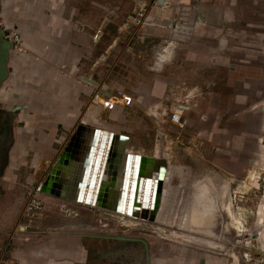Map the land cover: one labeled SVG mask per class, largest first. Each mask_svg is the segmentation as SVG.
<instances>
[{
    "label": "crops",
    "instance_id": "0c3cea01",
    "mask_svg": "<svg viewBox=\"0 0 264 264\" xmlns=\"http://www.w3.org/2000/svg\"><path fill=\"white\" fill-rule=\"evenodd\" d=\"M148 2L152 23L139 27L130 17L138 0H1L0 28L20 32L28 51L10 52L9 74L0 86L4 109L25 106L15 112L7 167L0 169V264H90L95 252L94 239L86 236L94 228L90 223L109 213L129 217L97 207V201L82 204L42 192V216L23 228L28 188L42 183L80 124L113 136V166L106 153L98 169H104L107 188L102 204L114 206L118 199L125 154L164 158L169 181L178 176L184 187L200 176L205 200L200 206L209 214L201 236L207 248L190 264H226L218 250L223 247L219 188L225 175L237 180L253 174L250 163L264 160V0ZM191 18L189 39H179L170 24ZM160 40L167 42L162 53ZM117 90L131 95L133 103L105 110L100 97ZM177 108L183 128L169 121ZM91 142L92 135L82 138L78 164L96 157L100 140L93 154ZM153 166L139 170L142 177L154 172ZM258 184L249 180L246 189ZM66 204L74 210L66 214L69 219L60 211ZM258 207L252 223L256 251L264 255V199ZM133 221H140L142 231L160 229L161 210L152 224Z\"/></svg>",
    "mask_w": 264,
    "mask_h": 264
},
{
    "label": "rangeland",
    "instance_id": "374dc122",
    "mask_svg": "<svg viewBox=\"0 0 264 264\" xmlns=\"http://www.w3.org/2000/svg\"><path fill=\"white\" fill-rule=\"evenodd\" d=\"M177 35V34H176ZM167 45V42L160 40L159 41V49L160 53H162V49ZM7 89L5 88V91ZM4 102H0V108L4 106ZM2 113V112H1ZM6 116L4 114H0V169L2 170V154L1 147L5 136V124H6ZM175 131L168 130L170 135L176 134ZM173 136V135H172ZM256 162L250 163L251 170L255 169V173L242 176L236 180L235 177L230 175L224 176V181L222 183V187L220 186L219 190L223 197L220 201V206L217 209L218 216L221 222L220 231L223 241V247H218L220 251V256L224 258V262L226 264H232L234 261L244 262V264H264V260L261 258L260 254H256L255 251L258 250L256 248L255 243V233L252 220L254 216H256V212L258 210V206L261 203V200L264 199V174L261 171L264 168V160H255ZM226 164V162H225ZM7 167V165H6ZM225 167H231V164L225 165ZM256 178L259 184L256 189L250 188L246 189L248 186V181ZM23 177L17 178V185L23 183ZM200 176H193V178L187 183L184 187L179 181L178 176H175L173 180L168 181L164 187H166L167 195L163 201V207L161 209V217L162 221L159 224V232L146 230L141 231L139 227L131 225L129 222V226L117 227L115 229V233L110 232V226H103L104 222H112V224H119L120 219L116 218V216L106 215L105 218L101 220V222L93 223L89 226H93V229L87 230L90 234L97 235H127L131 237H138L136 234H144L143 238L147 241L149 247V256L150 262L152 264H190L199 262V257L205 252L204 248H207L203 245V241L201 240V236L206 231L205 227L208 222H205V218L208 217V213L206 214L205 209L203 213V208L200 206L201 202L198 201L200 193L203 190V183L201 181ZM187 182V181H185ZM239 184H244L243 187H238ZM23 187V185L19 186ZM163 187V188H164ZM178 188V189H177ZM215 188V187H214ZM175 190V192H174ZM182 190V192H181ZM254 190V192H252ZM3 192L2 185H0V194ZM214 192V191H213ZM176 193V194H175ZM188 193V194H187ZM189 195V196H188ZM212 193L208 195L209 199L211 198ZM186 199V200H185ZM188 200V201H187ZM197 200V201H196ZM202 200V199H201ZM198 205H194V203ZM84 203V202H83ZM85 204V203H84ZM186 204H188L186 206ZM190 205V206H189ZM203 205V204H202ZM186 206V207H185ZM44 207V205H43ZM170 209H168V208ZM195 207V208H194ZM190 210H189V209ZM196 211L194 213H199L198 221L202 220L201 226L199 229L197 225H193L192 228H188V221L191 215V211ZM200 211L198 212V210ZM213 210L216 209L212 206ZM164 209V210H163ZM197 209V210H196ZM177 210V211H175ZM202 210V212H201ZM62 214H64V218L69 219L74 210H72V206L66 204L60 208ZM188 211V212H187ZM176 212V213H175ZM193 213V214H194ZM263 213V212H262ZM261 213V214H262ZM206 214V215H205ZM182 215H185V221L183 222V226L177 224L178 219H180ZM164 216V217H163ZM167 216V218H166ZM176 216V217H175ZM86 221H89L88 218H85ZM167 219V220H165ZM174 220L172 223L171 220ZM166 221V222H165ZM205 223H204V222ZM261 222H264V218H261ZM89 223V222H87ZM204 223V224H203ZM233 223V224H232ZM243 225H242V224ZM141 224V223H140ZM35 226V225H34ZM34 226H32L34 228ZM163 228V230H162ZM195 228V229H194ZM178 231V232H176ZM181 234V235H180ZM183 234V235H182ZM215 235V231L213 233ZM87 238V237H85ZM94 239V255L91 257L90 264H132L135 261L138 264L142 263V247L141 242H118L115 240L107 239V238H99V237H90ZM131 247L139 248L136 251H131ZM124 250H129L132 256H124V254L120 253ZM216 250V249H212ZM250 250L251 256L250 259H245L242 256V252ZM237 252H241L240 257L237 259ZM236 256V257H235ZM93 258V259H92ZM137 259V260H136ZM240 259V261H239ZM132 262V263H130Z\"/></svg>",
    "mask_w": 264,
    "mask_h": 264
},
{
    "label": "water",
    "instance_id": "95a60500",
    "mask_svg": "<svg viewBox=\"0 0 264 264\" xmlns=\"http://www.w3.org/2000/svg\"><path fill=\"white\" fill-rule=\"evenodd\" d=\"M1 11V0H0ZM174 33L181 40H188L193 29V18L186 23L177 22L171 23ZM11 44L5 38L2 29L0 28V86L7 79L9 70L8 62L10 56ZM87 81H90L86 78ZM94 83V82H92ZM95 84V83H94ZM25 106L15 105L10 110L1 109L0 112L6 114L5 136L1 147L2 154V169L8 163L9 149L13 143V119L15 112ZM92 135V148L90 151L94 152V147L99 142L96 157L92 155L86 158L84 162L79 163L76 161V154L78 148L81 146L82 138L84 136ZM112 135L107 132L100 131L99 129L90 128L80 124L67 145L65 151L61 154L60 158L53 164V166L44 174V180L40 183L41 192L50 194L59 198L71 200L73 202L94 203L97 201V206L111 210L132 218L144 221V224H152L157 219V214L160 210L161 194L164 187V178L167 169V161L159 157H146L125 154L127 163V170L125 171L122 180L121 190H118V199L114 206L102 204V196L107 192V188L103 187V174L104 169L102 166L104 155H109V167L113 166L115 158H112V149L109 152V145L112 140ZM159 138V136H158ZM88 149V147H87ZM118 154V152H117ZM116 154V155H117ZM116 157V156H113ZM89 159V160H88ZM133 168L129 167L132 164ZM93 167H90V164ZM154 165L152 169L154 172H149L142 177V172H139L143 167ZM132 171V172H131ZM99 173V175H98ZM139 173L140 178H137ZM130 174L131 177H130ZM110 176L109 171L106 172ZM102 186V187H101ZM221 228V224H220ZM89 237H99L115 240L118 242H141L142 250V263L150 264L149 247L146 240L141 237H131L124 235H97L88 234ZM139 249V248H138Z\"/></svg>",
    "mask_w": 264,
    "mask_h": 264
},
{
    "label": "built area",
    "instance_id": "2783aa9c",
    "mask_svg": "<svg viewBox=\"0 0 264 264\" xmlns=\"http://www.w3.org/2000/svg\"><path fill=\"white\" fill-rule=\"evenodd\" d=\"M139 1V6L137 11L130 16L132 23L136 26H145L148 25L149 23H152V19H148V0H138ZM2 29V28H1ZM3 34L5 38L8 39V41L11 44L10 52H14L16 55H21L24 53H27L28 49L25 43L24 38L18 32L15 28H6L2 29ZM99 32H97L94 35V39L96 40L98 38ZM95 97H99L98 95H95ZM101 99L99 100V103L101 106L108 111L114 110L118 105H124V106H130L133 103V98L131 95L125 94L124 92L117 90L113 94L100 97ZM169 121L176 124L179 128H183L185 126V120L181 118V113L178 111V108L172 112H169ZM166 136V135H165ZM160 138V136H159ZM45 166L46 168H49L50 162L45 161ZM48 171V170H45ZM41 189H40V183L34 186H30L27 190V195H26V205H25V214L26 218L28 219V224L25 225L23 228L30 227V223H32L34 220L40 219L42 216V211H43V200L41 198ZM264 196V194H263ZM108 215L110 216H116V218L120 219L119 224H112V222H104L102 225L103 226H110V232L115 233V229H118L117 227H123V226H129L126 221L120 217H118L115 214L109 213ZM101 222V221H100ZM131 225H134L136 227H139L141 229V224L139 223H130ZM242 224V223H241ZM243 225V224H242ZM143 228V227H142ZM160 229H158L159 232ZM142 231V230H141ZM154 232H157L155 230H151ZM256 254H260L262 259L264 260V255L262 252H257L255 251ZM241 254V252H240ZM242 256L245 259L251 260V252L250 250L242 252Z\"/></svg>",
    "mask_w": 264,
    "mask_h": 264
},
{
    "label": "bare ground",
    "instance_id": "6f19581e",
    "mask_svg": "<svg viewBox=\"0 0 264 264\" xmlns=\"http://www.w3.org/2000/svg\"><path fill=\"white\" fill-rule=\"evenodd\" d=\"M160 61V60H159ZM159 65V64H158ZM130 154V153H129ZM173 168V167H172ZM171 174V173H170ZM187 179V178H186ZM190 179V178H189ZM171 180V179H170ZM169 181V176L166 174L165 175V178H164V183L165 182H168ZM186 181V180H185ZM165 185V184H164ZM167 185V184H166ZM178 189V188H177ZM167 189H166V187H164L163 188V191H162V194H161V204H160V210L162 209V205H163V201H164V198L166 197V195H167ZM174 192H175V190H174ZM181 192H182V190H181ZM176 194V193H175ZM188 194V193H187ZM189 196V195H188ZM198 197H199V199H198V201L199 202H201V204H203L202 202H205V200L204 201H202L201 199V196H199V195H197ZM186 200V199H185ZM188 201V200H187ZM197 201V200H196ZM82 204H83V202H82ZM87 204V203H86ZM95 204V203H94ZM188 204H186V206H187ZM194 205H198L196 202L194 203ZM185 206V207H186ZM190 206V205H189ZM98 207V206H97ZM168 208V207H167ZM195 208V207H194ZM194 208H193V210L190 212L191 213V215H190V217H189V221H188V228H192L193 227V225H197V228L196 229H199L200 227H202L201 226V222H202V220H201V218H200V220L198 221V216H199V213H197V215H196V213H194V212H196L195 210H194ZM169 209V208H168ZM189 209V208H188ZM199 209V208H198ZM164 210V209H163ZM170 210V209H169ZM190 210V209H189ZM197 210V209H196ZM175 211H177V210H175ZM200 211V209L198 210V212ZM188 212V211H187ZM176 213V212H175ZM194 213V214H193ZM204 213V212H203ZM124 215V214H123ZM164 217V216H163ZM176 217V216H175ZM181 218L180 219H178V222H177V224L178 225H180L181 227L183 226V222L185 221V215H182V216H180ZM166 218H167V216H166ZM123 219V218H122ZM128 220L127 222H129V223H134L135 221H133V218H131V217H124V220ZM135 220V219H134ZM165 220H167V219H165ZM174 220L172 219L171 220V222L170 223H172ZM209 221V220H208ZM140 221H138V222H135V223H139ZM142 222V221H141ZM166 222V221H165ZM175 222V221H174ZM140 224V223H139ZM160 224V223H159ZM204 224V223H203ZM233 224V223H232ZM193 229V228H192ZM195 229V228H194ZM162 230H163V228H162ZM176 232H178V231H176ZM181 235V234H180ZM183 235V234H182Z\"/></svg>",
    "mask_w": 264,
    "mask_h": 264
},
{
    "label": "flooded vegetation",
    "instance_id": "af4514ba",
    "mask_svg": "<svg viewBox=\"0 0 264 264\" xmlns=\"http://www.w3.org/2000/svg\"><path fill=\"white\" fill-rule=\"evenodd\" d=\"M1 109H4V107H2V108H0V110ZM7 108H5L4 110H6ZM8 110V109H7ZM0 114H4V113H1L0 112ZM4 116H6V114H4ZM7 117V116H6ZM7 119V118H6ZM14 120V119H13ZM125 236H127V235H125ZM120 253H122V254H124V256H128V255H130V256H132L133 254H131L130 252H129V250H124L123 252H120ZM137 260V259H136ZM130 263H132V262H130ZM132 264H138V262L137 261H135V263L133 262Z\"/></svg>",
    "mask_w": 264,
    "mask_h": 264
}]
</instances>
